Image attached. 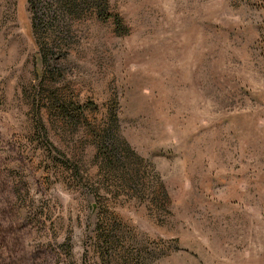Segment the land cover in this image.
I'll list each match as a JSON object with an SVG mask.
<instances>
[{
  "label": "rangeland",
  "instance_id": "1",
  "mask_svg": "<svg viewBox=\"0 0 264 264\" xmlns=\"http://www.w3.org/2000/svg\"><path fill=\"white\" fill-rule=\"evenodd\" d=\"M0 264H264V0H0Z\"/></svg>",
  "mask_w": 264,
  "mask_h": 264
}]
</instances>
